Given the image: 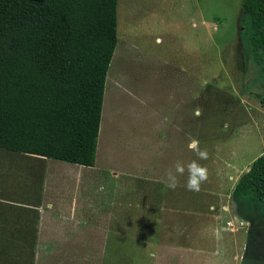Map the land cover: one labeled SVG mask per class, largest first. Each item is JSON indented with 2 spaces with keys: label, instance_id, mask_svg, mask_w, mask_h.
<instances>
[{
  "label": "rangeland",
  "instance_id": "374dc122",
  "mask_svg": "<svg viewBox=\"0 0 264 264\" xmlns=\"http://www.w3.org/2000/svg\"><path fill=\"white\" fill-rule=\"evenodd\" d=\"M241 2L116 0L95 171L85 170L103 189L86 195L102 206L86 205L102 208L103 219L84 222L80 237L117 248H106L102 262L75 264H264V204L230 191L264 154L260 70ZM190 137L209 153L198 160L209 178L199 192L189 191L185 171L169 189L166 170L198 159ZM8 168L11 183L16 172Z\"/></svg>",
  "mask_w": 264,
  "mask_h": 264
},
{
  "label": "trees",
  "instance_id": "16d2710c",
  "mask_svg": "<svg viewBox=\"0 0 264 264\" xmlns=\"http://www.w3.org/2000/svg\"><path fill=\"white\" fill-rule=\"evenodd\" d=\"M264 105V0H242ZM116 0H0V149L92 167ZM232 195L264 204V154Z\"/></svg>",
  "mask_w": 264,
  "mask_h": 264
},
{
  "label": "crops",
  "instance_id": "0c3cea01",
  "mask_svg": "<svg viewBox=\"0 0 264 264\" xmlns=\"http://www.w3.org/2000/svg\"><path fill=\"white\" fill-rule=\"evenodd\" d=\"M7 165L15 167L11 183ZM85 170L95 168L0 149V264H75L88 258L99 263L106 248L110 252L117 248L82 243L85 238L80 236L86 237L82 224L103 219L102 208L91 207L102 202L86 197L89 191L95 196L103 189L96 188L95 176ZM221 208L227 211L226 206ZM114 217L117 221L118 212ZM159 245L145 250H157Z\"/></svg>",
  "mask_w": 264,
  "mask_h": 264
},
{
  "label": "clouds",
  "instance_id": "9594fccd",
  "mask_svg": "<svg viewBox=\"0 0 264 264\" xmlns=\"http://www.w3.org/2000/svg\"><path fill=\"white\" fill-rule=\"evenodd\" d=\"M192 115L199 118L203 115V109L196 107L193 109ZM190 151H193L198 159H194L187 164L183 161H176L172 168L165 172L164 182L169 189L175 190L179 186V178L188 173L185 187L189 191L199 192L202 185L209 178V170L206 166L200 164L198 160H207L209 153L207 149L200 148V141L195 137H190L187 145Z\"/></svg>",
  "mask_w": 264,
  "mask_h": 264
},
{
  "label": "built area",
  "instance_id": "2783aa9c",
  "mask_svg": "<svg viewBox=\"0 0 264 264\" xmlns=\"http://www.w3.org/2000/svg\"><path fill=\"white\" fill-rule=\"evenodd\" d=\"M227 224H229V223H227Z\"/></svg>",
  "mask_w": 264,
  "mask_h": 264
}]
</instances>
